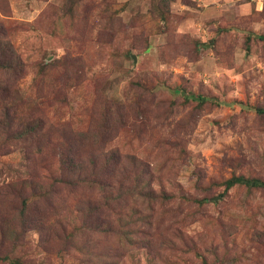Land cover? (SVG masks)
<instances>
[{
    "label": "rangeland",
    "instance_id": "374dc122",
    "mask_svg": "<svg viewBox=\"0 0 264 264\" xmlns=\"http://www.w3.org/2000/svg\"><path fill=\"white\" fill-rule=\"evenodd\" d=\"M264 0H0V264H264Z\"/></svg>",
    "mask_w": 264,
    "mask_h": 264
},
{
    "label": "trees",
    "instance_id": "16d2710c",
    "mask_svg": "<svg viewBox=\"0 0 264 264\" xmlns=\"http://www.w3.org/2000/svg\"><path fill=\"white\" fill-rule=\"evenodd\" d=\"M236 183H245L247 185H251V186H264V182L260 181L258 179H248V178H244V177H234L231 179H228L226 181V188L231 187L233 184Z\"/></svg>",
    "mask_w": 264,
    "mask_h": 264
}]
</instances>
